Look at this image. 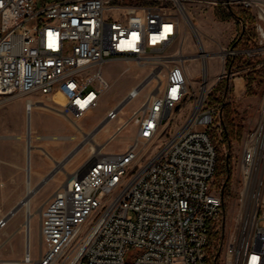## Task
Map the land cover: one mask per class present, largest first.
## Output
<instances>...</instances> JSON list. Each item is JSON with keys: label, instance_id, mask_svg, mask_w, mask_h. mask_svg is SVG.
<instances>
[{"label": "built area", "instance_id": "1", "mask_svg": "<svg viewBox=\"0 0 264 264\" xmlns=\"http://www.w3.org/2000/svg\"><path fill=\"white\" fill-rule=\"evenodd\" d=\"M184 1L249 9L264 45V0H0V98L46 96L60 114L82 119L103 93L83 79L87 70L118 59L143 64L171 48ZM147 34L158 42L145 43ZM211 90L170 135L177 111L195 96L182 63L168 67L162 89L130 118L109 111L105 119L120 123L111 138L131 123L135 138L123 152L98 150L44 204L37 259L26 236L23 258L0 264H264V121L244 141L238 212L227 231L211 136L223 106L210 104ZM33 107L27 100L28 114Z\"/></svg>", "mask_w": 264, "mask_h": 264}, {"label": "rangeland", "instance_id": "2", "mask_svg": "<svg viewBox=\"0 0 264 264\" xmlns=\"http://www.w3.org/2000/svg\"><path fill=\"white\" fill-rule=\"evenodd\" d=\"M53 1L37 0L36 6ZM183 4L190 22L185 20L180 36L170 49L149 59L156 62L141 65L133 60L118 59L87 70L83 79L102 87L103 93L98 106L82 119L75 121L60 114L54 109L58 105L46 96L35 95V107L31 114L27 113L25 106L22 115L20 109L12 108V103L14 99L27 96L0 98V219L7 217L6 226L0 228V260L22 259L24 256L27 214L23 204L14 213H10L12 210L7 213L10 198L20 192L22 200L33 198L29 210L32 220L28 237L33 256L37 259L40 252V212L44 204L75 170L93 156L92 146L104 153L123 152L127 148L135 138L137 126L131 123L111 138L119 121L130 118L146 98L156 95L162 89L168 67L181 62L186 67L195 96L177 111L167 135L175 133L192 113L195 100L202 95L205 84L207 88H212L209 102L213 104L214 97L221 95L218 76L227 75V81L223 83L228 92L225 104L229 105L233 126L227 141L223 136L222 113L213 134L219 159L215 180L226 185L224 216L227 231L233 226L242 188L239 160L243 144L247 135L258 126L264 109V45L256 40L254 26H249L252 39L248 41V48L233 47L241 34V25L233 18L223 17L237 6L229 8L223 4L207 5L197 1H184ZM204 47L210 55L207 64L200 56ZM231 59L233 64L229 69ZM98 70L103 73L100 80L95 78ZM215 72L217 76L213 78ZM144 81L147 83L143 84ZM133 87L138 89L139 95L131 99L129 91ZM91 88L89 84L86 90ZM114 108H120V120L108 121L104 118L92 130L90 125L96 118L103 116L107 109L111 111ZM29 135L32 141L28 145ZM31 168L42 170L44 177L41 181L32 179ZM51 173L53 175L44 181ZM30 185L32 189L37 188L32 196H28Z\"/></svg>", "mask_w": 264, "mask_h": 264}, {"label": "trees", "instance_id": "3", "mask_svg": "<svg viewBox=\"0 0 264 264\" xmlns=\"http://www.w3.org/2000/svg\"><path fill=\"white\" fill-rule=\"evenodd\" d=\"M224 19L233 18L235 21L240 23L241 25V34L240 36L234 41L233 47L241 46L242 48H248V41L252 39L250 32L248 31L249 26H254V18L252 17L249 9L243 6H237L235 9H231L230 12L223 17ZM255 35V33H254ZM253 36V35H252ZM233 64V60L231 59L228 63V68L231 69ZM227 81L226 78L219 81L221 95L219 97H214L213 104H222V124L224 127V138L228 141L230 138V128L233 126V120L231 118V111L229 109V105L225 104V100L227 97V88L223 84ZM213 140L214 134L211 135ZM219 170V159L217 163V172Z\"/></svg>", "mask_w": 264, "mask_h": 264}, {"label": "bare ground", "instance_id": "4", "mask_svg": "<svg viewBox=\"0 0 264 264\" xmlns=\"http://www.w3.org/2000/svg\"><path fill=\"white\" fill-rule=\"evenodd\" d=\"M184 14H185V16L186 17H184ZM183 17H184V19L186 20V21H188V22H190V17L185 13V12H183ZM156 42H158V35H155V34H147V35H145V43H156ZM204 46V45H203ZM168 49H170V48H165V52L168 50ZM200 56H201V58H202V60L204 61V63H206L207 64V60H208V58H209V54L205 51V47H204V49H203V51L201 52V54H200ZM171 57V56H170ZM149 61H157V60H155V59H152V60H147L145 63H143V64H141V65H145L146 63H149ZM182 63V62H181ZM99 76H96V79L97 80H100L101 79V76L103 75V73L100 71V73L98 74ZM157 79V78H156ZM158 80V79H157ZM158 82H159V80H158ZM207 83V82H206ZM205 87H206V84L203 86V91L205 90ZM129 95H130V98L131 99H133V98H136L138 95H139V91H138V89L136 88V87H133L130 91H129ZM262 120L264 121V111H263V114H262ZM32 141V138H31V136L29 135L28 136V145H29V143ZM29 148H30V146H29ZM98 152V149H95V147L94 146H92L91 147V153L92 154H95V153H97ZM28 155H30V150H28ZM84 165V164H83ZM83 165L80 167V168H78L77 170H75V172H80V171H82L83 170ZM32 171V170H31ZM29 185V184H28ZM32 190H34L32 193H31V191ZM28 191L30 192V194L28 193V196L30 195V196H32L33 195V193L35 194L36 193V191H37V188H34L33 187V189H32V186L30 185V186H28ZM32 194V195H31ZM27 196V197H28ZM26 199V198H25ZM24 199V201L21 203V205L23 204L24 206H25V211H26V220H25V223H24V225H25V227H26V231H27V236L29 235V233H30V225H31V220H32V215H31V212L29 211L30 210V206H31V202H32V199H26L25 200ZM20 205V206H21ZM5 219H7V217H5Z\"/></svg>", "mask_w": 264, "mask_h": 264}, {"label": "crops", "instance_id": "5", "mask_svg": "<svg viewBox=\"0 0 264 264\" xmlns=\"http://www.w3.org/2000/svg\"><path fill=\"white\" fill-rule=\"evenodd\" d=\"M217 75H216V72L212 75L213 78H215ZM27 100H32V101H36V98H35V95H30V96H27V98H17V99H14L13 100V103H12V108H18L20 109L19 111L21 112V115H22V112H23V109L24 107L26 106V101ZM109 109H107L104 113L103 116H99L98 118H96V121H94L90 127H92V130L95 129L102 121L103 119L105 118V116L107 115ZM7 114H10L12 113L10 111L9 112H6ZM32 170V179L34 180H37V181H41L44 177L43 175V172L40 168H31ZM23 199V196H22V193L20 192L19 194L13 196L10 198V202H9V205H10V208L9 210L7 211V213L12 210V208L17 205L21 200Z\"/></svg>", "mask_w": 264, "mask_h": 264}, {"label": "water", "instance_id": "6", "mask_svg": "<svg viewBox=\"0 0 264 264\" xmlns=\"http://www.w3.org/2000/svg\"><path fill=\"white\" fill-rule=\"evenodd\" d=\"M147 83V81H144L143 82V84H146ZM54 173V172H53ZM53 173H51L50 175H48V177L46 178V179H44V181H46L47 179H49L52 175H53ZM43 181V182H44ZM24 200H22L16 207H14V209H12V211L10 212V213H14L19 207H20V205H21V203L23 202Z\"/></svg>", "mask_w": 264, "mask_h": 264}]
</instances>
